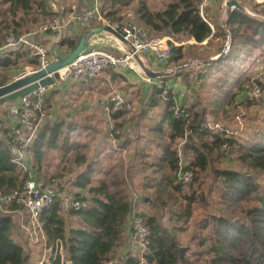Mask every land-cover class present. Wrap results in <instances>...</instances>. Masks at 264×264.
I'll return each instance as SVG.
<instances>
[{"label": "trees", "instance_id": "obj_1", "mask_svg": "<svg viewBox=\"0 0 264 264\" xmlns=\"http://www.w3.org/2000/svg\"><path fill=\"white\" fill-rule=\"evenodd\" d=\"M201 1L161 0L162 6H157L154 0H103L100 11L116 24L127 10L137 16L135 23L148 37H170L178 45L170 43L172 55L166 67L182 68L188 60L183 61L187 48L214 41L211 27L199 10ZM49 3L0 0V46L9 36L28 35L57 17ZM219 3L221 0H215L205 9L214 21ZM217 25L216 36L223 41L224 30ZM227 25L232 35L228 53L232 58L227 59L228 54L216 61L206 57L201 71L186 82L190 97L180 99L181 94L173 89L153 87L142 107L158 108L159 113L149 122L138 118L131 131L124 129L126 123H133L125 116L128 111H110L114 122L120 120L116 127L122 130L113 139V153L105 155L108 163L97 157L85 169L75 171L73 163L87 159L81 151L87 144L76 143L70 148L63 124L50 127L49 145L60 142L65 152L75 148L77 152L62 175L74 174L69 188L57 174L53 183L52 177L43 182L45 189L54 191L51 206L39 217L45 244L51 249L44 264H264V115L257 102L237 100L254 80L242 65L246 62L244 56L262 55L259 51H264V22L235 9L228 12ZM66 31L38 34L33 40L41 42L52 59L48 42L58 43L62 53L73 51L79 44L80 35L67 37ZM191 40L195 43L189 44ZM16 66L38 67L30 48L19 46L0 56V69ZM182 72L187 81L191 73L187 69L172 78ZM198 87L208 88V103L198 100ZM224 104L233 108L224 119H231L228 122L221 121ZM238 105L249 112L255 108V119L245 114L241 123L232 122L239 116L235 113ZM14 125H3L0 130L2 196L22 189L29 179V171L14 162L19 149L33 150L38 158L46 154L33 143L44 133L43 127L29 146L27 133L16 135ZM125 153L124 165L121 155ZM127 162V172L133 175L125 176ZM134 173L143 174L138 184H133ZM187 174L191 175L189 182L185 181ZM76 202L82 204L80 209L74 207ZM22 208V204H14L10 211ZM135 218L141 220L148 235L144 246L134 251L131 236L137 230ZM18 232L13 214L0 213V264H40L33 262Z\"/></svg>", "mask_w": 264, "mask_h": 264}, {"label": "built area", "instance_id": "obj_2", "mask_svg": "<svg viewBox=\"0 0 264 264\" xmlns=\"http://www.w3.org/2000/svg\"><path fill=\"white\" fill-rule=\"evenodd\" d=\"M102 1L103 0H90V7L81 13H77V5H70V15L73 16L74 22L84 27L90 26L94 22H99L102 25H110L121 35L122 38H118L110 32H103L99 35L93 36L77 59L71 65L59 72V80L67 81L69 79H75L80 81L84 78L97 79L102 77V75L110 69H118L123 72H133L137 76L147 79L150 82L148 79L149 74L146 70L145 60L150 56L154 58V61L158 64V66H166L172 55L170 43L175 42L167 36L148 37L144 28L129 21L127 16L119 23L112 24L104 18L100 11ZM213 1L215 0H202L199 5V10L203 19L211 27V37L216 40H222L220 37L216 36V24L210 18L209 13L205 12V9L208 8ZM231 1H236L240 7L230 6L229 4ZM250 1H253L257 6L264 5V0ZM241 2L242 0H221L220 10L225 18L222 20V23L219 22V24L225 34V39L223 40V53L225 55L230 52L232 44V35L227 25L229 11L240 9L250 18L256 20L262 19L261 21L264 22V16L258 13L259 11H254L246 4L242 5ZM49 5L52 10L58 13L57 17H55L52 21L41 25L38 31L28 35H23L19 38L9 36L6 39L5 45L0 46V56L8 50L21 46L30 48L34 57L37 59V68L26 67L24 70L17 72L14 80L25 78L46 69L52 62H54L51 59L48 50L42 45V43L33 40L38 34L63 31L67 29L68 25L65 22V16H67L66 6L59 5L55 0H50ZM113 51H119L121 55H117ZM189 66L190 63L184 65L182 68L171 69L161 73H168L170 76L180 73L183 69ZM259 88L260 87L255 84L251 89L247 87V96L250 98L249 100L258 98L256 95L260 91ZM48 91L49 88L40 87L33 93L17 100V103L12 105L9 109V115L13 118L15 124V134L22 135L23 132H26L28 135L26 145L33 141L42 125L41 116L44 111ZM132 109V104L127 102L123 94L119 92L113 93L110 111L120 112L126 110L131 112ZM24 159L22 149H19L17 156L14 158V162L22 165V167L26 170ZM190 180L191 175H185V181L189 182ZM53 196L54 191L52 189H43L42 185L39 184L38 181L31 175L29 179L25 181L22 189L15 190L6 196L0 195V210L4 208L10 209V207L14 204H22L23 207L30 213V224L39 225V217L43 211L51 206ZM74 207L76 209H80L82 204L80 202H76ZM135 220L137 223V230L134 234H136V236L141 240L139 245L144 246V242L148 235L147 230L143 227L139 218H135ZM39 228L41 229V223ZM135 241H137V238H135Z\"/></svg>", "mask_w": 264, "mask_h": 264}, {"label": "crops", "instance_id": "obj_3", "mask_svg": "<svg viewBox=\"0 0 264 264\" xmlns=\"http://www.w3.org/2000/svg\"><path fill=\"white\" fill-rule=\"evenodd\" d=\"M61 3L64 4V6L67 7V16H65V22L67 23V31L65 33V36L67 37H80L87 33L89 30L98 28L102 26L99 22H94L90 26L84 27L81 25H78L73 20V16H71V12H69L70 5H77L78 10L77 13H81L85 9L89 8L91 5L90 0H59ZM213 20V19H212ZM214 21V20H213ZM219 24L218 18L215 19L214 23L216 24L217 31H219L218 25ZM103 36V35H102ZM51 38H47L46 41H50ZM53 41L48 42V46H50L51 54L54 55L52 60L55 61L58 57H64L65 55L62 54V51L60 50L58 43H53ZM195 41L191 40L189 41V44H194ZM185 44V43H183ZM204 45V44H203ZM117 55H121L119 51H113ZM60 54V55H59ZM59 55V56H58ZM56 56V58H55ZM146 70L147 73H161L167 70L175 69L180 66H172V67H160L156 62L154 61L153 57H148L145 60ZM29 67V66H28ZM33 68V67H30ZM17 74V73H16ZM15 74V75H16ZM14 75V77H15ZM173 75H170V77H157V78H148L150 82L147 79L141 78L140 76H137L133 72H123L118 69H110L109 71L105 72L102 77L100 78H84L80 81L75 79H69L67 81H60L57 80L55 84L51 87H49L47 101L45 103L44 110H49L43 114L46 115L48 118L46 122H44L40 129L43 127V134H39L37 141L33 142L36 143V147H41L43 151H46V154L41 156L42 158H38V154L35 153L33 150H26L22 151V154L24 155V160H26V167L29 166V171L33 172V176L36 175V172H39L38 170H44L45 165H49L50 161H53L54 159H58L57 166L58 170L60 171L61 167L64 166V164L60 165L62 162H67L69 165L72 163L70 159L74 158V155L76 154V148L70 151L65 152L63 149H60V142L55 145H49L47 142V139L50 134V127L56 124H63L64 128L67 129L68 137L70 138L69 142H67V146L69 145L70 148L73 144L80 143L81 146L84 144H87V148L84 147L81 151L87 155V159L85 161L80 160L73 163V169L75 171H79V167L82 169L86 168V165L92 164V159L96 160L99 156H104L102 150L103 148L98 147H91L92 145L90 143H93L97 141V137H93L95 133H104V136L101 138L100 142L102 144H110L111 141L108 140L106 137L107 135V129L111 128L113 126V119L110 116V108H111V98L113 93L119 92L123 94L128 100L127 102L134 104L133 102H137L141 99L142 103H145L148 99L149 94L151 93V89L155 86L161 87L158 82H162L160 80L167 81H173L174 78H172ZM13 77V80H14ZM180 76H178V79ZM12 80V81H13ZM11 81V82H12ZM10 83V82H9ZM4 85V84H2ZM172 88V86H170ZM118 90V91H117ZM145 92V93H144ZM140 94H143L144 96L142 98L140 97ZM61 97V98H59ZM62 97L65 99L62 100ZM61 99V102L63 103L62 107L70 106V109L68 108V111L62 112V113H56L55 110V103H58V101ZM131 99V101H130ZM15 103H4L0 105V126L3 125L5 127L14 125L13 118L9 115V109L12 105ZM136 104V103H135ZM62 107L60 109H62ZM108 110V111H107ZM61 111V110H60ZM95 111L99 112V117H97V114ZM45 117V116H44ZM70 117V119H67ZM71 117H75V119L72 121ZM103 121L105 123V127L98 128L95 125H92L93 121ZM96 121V124H97ZM70 122H73L74 124H71ZM98 125V124H97ZM82 129L85 133V139L87 140H80V133H78V129ZM101 135V134H100ZM44 136L42 140H40V137ZM106 136V137H105ZM78 138V139H75ZM114 141V140H113ZM33 143H29V146H32ZM90 146H89V144ZM85 146V145H84ZM108 147V146H107ZM82 147H80L81 149ZM79 150V149H78ZM73 153H72V152ZM109 153V152H106ZM50 178V177H48ZM48 178L45 179V181H48ZM62 181L65 180L68 182L70 179L66 177H59ZM44 188L46 187L45 184H41Z\"/></svg>", "mask_w": 264, "mask_h": 264}, {"label": "rangeland", "instance_id": "obj_4", "mask_svg": "<svg viewBox=\"0 0 264 264\" xmlns=\"http://www.w3.org/2000/svg\"><path fill=\"white\" fill-rule=\"evenodd\" d=\"M242 3H245L249 8H251L254 11H256V10H257V12L259 11L258 13H260L261 15L264 16V5H258V6H262V7H258L253 1H250V0H243ZM154 4L157 6H162L163 3L161 2V0H154ZM211 4H214V1ZM220 6L221 5L219 3V10L217 9V12H215L214 15L216 16V18H218V21L220 23H222V20H224L225 17H223V15H222V12L220 10ZM214 7H217V6H214ZM123 13H125L124 17L127 16L129 21L135 23L137 16H135L133 13L128 12L127 10H125ZM261 20L262 19H260L259 21H261ZM36 31H37V29H36ZM223 50H224V41L216 40V39H214V41L210 42L209 44H204L202 46L195 47V48H187L185 50L186 57L183 59V61L188 59L186 64L190 63V66L185 68V69L189 70V72H191V73H189L190 76H189L188 80L186 81V78H185L186 74H184L185 72H182L181 73L182 75L180 76L179 79H178V76L177 77L175 76L173 81L160 80L162 82H158L159 85H161V87L162 86L166 87L167 90L173 89L174 90L173 92H175L176 94H181L180 99H182L183 97H188V96L190 97L192 92H191L190 88L189 89L187 88L188 86L186 85V82L191 80L193 75H195V74L197 75L199 73V71H201V69L204 67V61L206 60V57H211V59H210L211 61H216L218 59L217 57H219L223 53ZM257 52H258V50H257ZM259 52L262 55L261 56L259 55L258 57L256 56L255 53H254L255 55L252 54V56H249V55L244 56V60L246 62L242 65V68L246 74L250 73L249 76H252V78H254V80L251 79V81H253V82L250 84H247L245 86L246 92L240 93V95L237 97V100L240 101V100L250 99L247 96V87H249V89H251L254 84L259 86L260 91L256 95L258 98L257 99H251V100L255 101L261 105L260 113L264 115V107H262V104L264 105V51H259ZM62 54L67 55L68 53H62ZM230 58H232V56H230V54H228L227 59H230ZM218 65H219V63H217L213 67V69L215 70L218 67ZM25 68L26 67H22V66L17 67L16 66V68L0 69V86H3L2 84L7 85V84H9V82L11 83L14 75L17 72L24 70ZM242 68H241V71H242ZM175 69H177V68H175ZM245 73L243 74L244 77H245ZM196 77H195V79H196ZM257 81H259V82H257ZM261 83H262V85H261ZM170 86H172V88H170ZM207 90H208L207 87H204L203 89H200V90H196L195 94H197V98L199 101L204 100L203 101L204 103H208V98L210 97V95H209ZM59 98H61V97H59ZM64 99L65 98L62 97V100H64ZM142 100L144 101L143 97H142ZM140 101H141V99L137 102H133L134 104L132 105L133 106L132 111L125 114L128 121H130V119L133 120V123L132 122L130 124L126 123L124 125V129L127 131L128 130L131 131L133 129L134 122L138 121V118H140V120L143 119L144 122H149L152 117H155V113H157V115L159 113L158 108H154V109L149 110L146 106V109H143V107H142L143 103H141ZM59 102H61V99L58 101V103H55V106H54L55 107L54 111H56V113H58V111H59V113H62V112L68 111V108L70 109V106L62 107L63 103H59ZM178 104H181V103L178 101ZM223 106L224 107L222 108V115H223V113H225V114L223 115L221 121L228 122L231 119H228V118L226 120H224V119L229 114V111L231 110L232 106L227 105V104H224ZM59 107L60 108L62 107V109H60ZM254 109L255 108L252 107V110L250 109V112H249L248 109L246 110L244 105H242V106L238 105L235 113H237V114L239 113V116L236 119H232L233 120L232 122L238 121L239 123H241L242 117L244 118L245 114L249 115V117L252 118V120H254L255 119V112L253 111ZM46 111L48 113L49 110L46 109L43 112L45 113ZM95 112L98 113L97 117H99V112L98 111H95ZM139 114H140V116H139ZM47 119L48 118L46 117V115L42 114L41 123L43 124L44 122L47 121ZM67 119H70V117H68ZM71 119L73 121L75 119V117H71ZM97 120H98V118L93 121L92 125H95L98 128L105 127V123L103 121H97ZM123 120H124V118H123ZM96 121H97L98 125L96 124ZM118 121H120V120H118ZM118 121H116V122L113 121V126L110 129L109 128L107 129L106 133L108 136L107 137L105 136V137L111 141L110 144L105 145V144H102V142H100L101 138L104 136L103 132L100 133L101 135L98 133H95L93 135V137H95V138L97 137L96 138L97 141L90 143L91 145L93 144L91 147L92 148L93 147L103 148L102 152L104 153L103 154L104 156H99V158L101 159L99 161H103V162L106 161L105 163H108L107 161H109V160L105 159L106 152L113 153V151L116 148V144L114 143L113 139H115V136L117 134H120L121 130H122V129L116 127ZM259 122H261V121L259 120ZM70 123L74 124L73 122H70ZM231 125H234V127H236L235 123H232ZM121 128H123V127H121ZM241 128H243V126ZM78 133H80V138H79L80 140H87V139H85V133L83 132L82 129L79 128ZM75 139H78V138H75ZM90 144H89V146H90ZM142 145L143 144H141V146ZM179 147H181V146H179ZM127 155H128L127 153L121 155V157H123V159H124V165L126 164L125 156H127ZM23 158H24V155H23ZM58 159H54L53 161H50L49 165L44 166V170H41V169L38 170L39 172H36V175H34V176H33L34 173L29 171L28 165H27L26 170L29 171V175L30 176L32 175V177L35 178L39 184H43L45 179L48 177H52L51 182L53 183L54 181H56V179L54 178L55 174H57L58 177L60 175L62 177V175L65 174V171H66L65 169L67 167H70V165L66 161L62 162V163H60V165L64 164V166L61 167V169L59 171L58 170L59 168L57 166ZM117 162L118 161H115V162L113 161L112 163H117ZM136 164H138V162H136ZM128 168H129V162H127L125 176H129V174H130L129 171L127 172ZM74 173L78 174V172H74ZM130 175H133V173L131 172ZM134 175L135 176H133V184H138L140 182L143 174L138 175V174L134 173ZM73 176H74V174H68V175H66V178L71 179ZM61 183L66 184V187L69 188L71 181L66 182L65 180L62 179ZM120 186H123V185H120ZM55 189L57 190V188H55ZM138 193L139 192H136L137 195H141V193L140 194H138ZM62 194L66 195L64 192H62ZM0 213L1 214H13V216L15 217V221L18 225L19 231H20V232H18L19 234L17 237L19 239H21L22 242H24L27 251L31 253V259L33 260V262L37 261L40 264H44L45 261L47 260V256L49 255V252H51V249H48L46 244H45L46 240H45L44 234L42 233L41 229L39 228L40 222H39V225H37V224L31 225L30 220L28 223V221H27V214L28 213L24 207L22 209L14 211V212L10 211V209L4 208V209L0 210ZM135 238H137V241H135ZM131 240H132L131 245L133 246V247H131V249H134V251H135L136 247L139 246V242L141 240L136 236V234H134V236L133 235L131 236ZM40 259H43V260L40 261Z\"/></svg>", "mask_w": 264, "mask_h": 264}, {"label": "water", "instance_id": "obj_5", "mask_svg": "<svg viewBox=\"0 0 264 264\" xmlns=\"http://www.w3.org/2000/svg\"><path fill=\"white\" fill-rule=\"evenodd\" d=\"M229 5L240 7L236 1H231ZM103 32H110L118 38H122L121 35L110 25H102L98 28L89 30L82 36L79 44L73 51L69 52L64 57H59L46 69H43L25 78L14 80L7 85L0 86V105L7 102L19 100L33 93L40 87L49 88L53 86L55 82L60 79L59 72L71 65L77 59L79 54L85 49L87 43L93 36L99 35ZM224 56L225 54L222 53L217 58H223ZM167 76H169L168 73H149L150 78H161ZM42 188L44 189L43 186Z\"/></svg>", "mask_w": 264, "mask_h": 264}]
</instances>
